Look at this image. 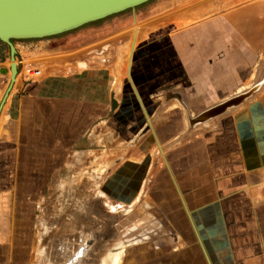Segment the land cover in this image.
I'll return each mask as SVG.
<instances>
[{
  "label": "crops",
  "instance_id": "0c3cea01",
  "mask_svg": "<svg viewBox=\"0 0 264 264\" xmlns=\"http://www.w3.org/2000/svg\"><path fill=\"white\" fill-rule=\"evenodd\" d=\"M121 13L15 40L36 77L9 90L0 68V264L59 257L66 220L64 264H78L110 234L109 208L108 264H264V88L190 122L252 79L264 0Z\"/></svg>",
  "mask_w": 264,
  "mask_h": 264
},
{
  "label": "water",
  "instance_id": "95a60500",
  "mask_svg": "<svg viewBox=\"0 0 264 264\" xmlns=\"http://www.w3.org/2000/svg\"><path fill=\"white\" fill-rule=\"evenodd\" d=\"M149 0H0V42L8 47L9 90L16 68L11 40L41 39L132 9ZM264 85V68L248 89L198 114L190 122L218 116L249 99ZM3 102V99L0 103Z\"/></svg>",
  "mask_w": 264,
  "mask_h": 264
},
{
  "label": "rangeland",
  "instance_id": "374dc122",
  "mask_svg": "<svg viewBox=\"0 0 264 264\" xmlns=\"http://www.w3.org/2000/svg\"><path fill=\"white\" fill-rule=\"evenodd\" d=\"M123 14H125V13H123ZM10 43L13 46L14 40H13V42H10ZM3 45L4 46L0 45V59H4V60H2V62H0V68L6 69L5 79L7 80L6 82L9 84V76H10V71H9L10 65L9 64H10V61H9V55H8V47L5 44H3ZM13 48H14L13 60H14L15 68H16V74L14 76V79H15L16 76L18 75V73L21 74V72L23 71L24 68H31V67L29 66V62H25V61L21 60V55L15 54V47L13 46ZM263 68H264V58L259 65L255 66L253 77L246 84V87L244 88L245 90L248 89L250 86H252V84L254 82H256V80L259 78V74L261 73ZM12 83H14V82H12ZM7 88H8V85H7ZM261 88H264V85ZM242 91H244V90H242ZM95 208L96 207L93 208L94 209V211H93L94 215H95V213H97L96 215L100 214V211H96ZM109 213H110V214H108L109 215V217H108L109 223H105V224L109 225V231L108 232L110 234L107 236L106 240L105 239L102 240L100 238L98 240L95 239L94 242H92L91 247H89L90 249L87 252L83 253V257H81L78 264H108V259H109L108 253L113 252L115 249L114 247H116L115 246L116 245V237H115V235L114 236L111 235V231L116 232V226L113 225V224H115V220H116L115 210L109 208ZM103 214L105 215V213H103ZM93 220L95 223L98 222V220L96 221L95 218H93ZM95 223L93 224V227L94 226L97 227V225H95ZM49 227H51V225H49ZM57 227L61 228L60 243H61V246H63V250L61 251V255L59 257L53 256L52 255L53 251L48 250L49 255L45 256V263L46 264H54L55 261H57L56 262L57 264H64L65 261L70 258V254H68V253H70V251L72 252V249L74 248L75 242H74L72 237L74 236L75 233H72V232H75V226H73V224H70L69 220H66V224L62 223L61 226L58 225ZM94 229H96V228H94ZM50 231H51V229H50ZM46 243H47V241H46Z\"/></svg>",
  "mask_w": 264,
  "mask_h": 264
},
{
  "label": "built area",
  "instance_id": "2783aa9c",
  "mask_svg": "<svg viewBox=\"0 0 264 264\" xmlns=\"http://www.w3.org/2000/svg\"><path fill=\"white\" fill-rule=\"evenodd\" d=\"M21 75H23V77L26 79H31V78L36 77V76H34L35 71H32L31 68H24L23 71L21 72Z\"/></svg>",
  "mask_w": 264,
  "mask_h": 264
},
{
  "label": "trees",
  "instance_id": "16d2710c",
  "mask_svg": "<svg viewBox=\"0 0 264 264\" xmlns=\"http://www.w3.org/2000/svg\"><path fill=\"white\" fill-rule=\"evenodd\" d=\"M127 10H125L124 12H126ZM124 12H122V13H124ZM121 13V14H122ZM120 14V13H119ZM115 16V15H114ZM106 19V18H105ZM105 19H102V20H98V21H96V22H94L93 24H97V23H99V22H101V21H103V20H105ZM15 41V40H14ZM10 42H13V40H11ZM0 45H2V46H4L2 43H0Z\"/></svg>",
  "mask_w": 264,
  "mask_h": 264
},
{
  "label": "bare ground",
  "instance_id": "6f19581e",
  "mask_svg": "<svg viewBox=\"0 0 264 264\" xmlns=\"http://www.w3.org/2000/svg\"><path fill=\"white\" fill-rule=\"evenodd\" d=\"M15 81V79L13 80V82Z\"/></svg>",
  "mask_w": 264,
  "mask_h": 264
}]
</instances>
